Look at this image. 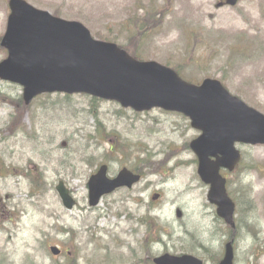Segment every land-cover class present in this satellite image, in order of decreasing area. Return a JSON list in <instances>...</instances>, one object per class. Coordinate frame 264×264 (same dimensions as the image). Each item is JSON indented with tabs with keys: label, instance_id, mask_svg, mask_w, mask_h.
I'll use <instances>...</instances> for the list:
<instances>
[{
	"label": "rangeland",
	"instance_id": "obj_1",
	"mask_svg": "<svg viewBox=\"0 0 264 264\" xmlns=\"http://www.w3.org/2000/svg\"><path fill=\"white\" fill-rule=\"evenodd\" d=\"M26 1L144 59L170 64L189 80L221 79L264 113V0L222 8L217 0ZM7 2L0 0V36ZM6 57L0 46V61ZM22 93L20 85L0 80V264H146L145 256L161 248H138L135 231L169 224L173 252L192 250L216 264L233 239L234 264H264V145L237 143L239 166L221 171L232 182V229L216 215L197 175L186 142L200 132L188 118L161 109L137 113L102 99L92 104L86 94L69 100L44 94L25 105ZM101 163L108 175L125 166L141 179L90 207L87 181ZM59 181L76 201L72 209L55 189ZM237 181L247 188L238 189ZM182 229L189 242L180 238ZM49 245L62 253L53 257Z\"/></svg>",
	"mask_w": 264,
	"mask_h": 264
},
{
	"label": "water",
	"instance_id": "obj_2",
	"mask_svg": "<svg viewBox=\"0 0 264 264\" xmlns=\"http://www.w3.org/2000/svg\"><path fill=\"white\" fill-rule=\"evenodd\" d=\"M237 1L226 0V4ZM8 6L10 13L0 41L8 54L0 61V78L22 86L26 105L42 93H84L135 111L159 107L182 113L201 131L189 147L197 157L200 179L209 185L207 199L216 206V214L234 227V203L227 195L220 169L231 171L238 163L240 153L235 143L264 144L263 113L231 95L216 79L205 78L199 85L189 83L167 66L136 60L115 43L94 39L80 22L64 20L25 0H8ZM106 172L103 164L87 182L90 206L97 205L104 194L119 187L131 188L140 179L126 167L113 178ZM56 190L63 205L71 209L75 200L63 182ZM50 251L59 253L56 246ZM154 261L200 264L190 255H166ZM219 264H233L232 241L226 243Z\"/></svg>",
	"mask_w": 264,
	"mask_h": 264
},
{
	"label": "flooded vegetation",
	"instance_id": "obj_3",
	"mask_svg": "<svg viewBox=\"0 0 264 264\" xmlns=\"http://www.w3.org/2000/svg\"><path fill=\"white\" fill-rule=\"evenodd\" d=\"M225 1L226 0H217L216 4H221L219 6L217 5L218 6L217 8L227 7ZM241 1H244V0H241ZM241 1L239 0V2H241ZM228 7H230V6H228ZM130 23H131V25H133L134 20L132 19ZM125 31L128 32V30H125ZM177 212H179V211H177ZM0 216H1V214H0ZM167 226H168V228H163V229L162 228L152 229L149 227V228H146L145 231H143L141 234L139 232L135 231L136 236L137 235L139 236L137 239L138 248H143L144 246L146 248H153V246H157L158 248H161L158 250L157 253L151 254V255L148 254L145 256L146 264H156L154 262V260L156 258H159V257L164 256V255H169L171 257L182 255V253L173 252V250H172L173 246L176 245V243L173 242V225L169 224ZM188 233L189 232L186 230H183V229L180 230V234H181L180 238L186 242H189L188 238H187ZM177 237L179 238V234H177ZM127 243L129 244V242H127ZM195 243L197 245H195ZM189 244H191V243H189ZM192 244L195 245L197 249L202 246V244L199 243L198 241H195ZM189 254L194 255L196 257L200 256L197 252L192 251V250L189 252ZM200 259H202L201 264H205L203 257ZM142 260L143 259H140L139 262H141ZM219 261H220V259H219ZM218 262L216 264H218Z\"/></svg>",
	"mask_w": 264,
	"mask_h": 264
},
{
	"label": "trees",
	"instance_id": "obj_4",
	"mask_svg": "<svg viewBox=\"0 0 264 264\" xmlns=\"http://www.w3.org/2000/svg\"><path fill=\"white\" fill-rule=\"evenodd\" d=\"M156 16H158L159 15V13H157L156 12ZM98 37V36H97ZM100 38V37H99ZM132 53V52H131ZM133 54V53H132ZM133 55H136V58H142L141 56H138V54L137 53H134ZM179 73H181L180 72V70L179 69H177L176 67H174ZM64 99H66V100H69L70 99V95L69 94H64ZM91 103L92 104H96L97 103V101H99L100 99H98V98H96V97H91ZM121 111V110H120ZM90 114L91 115H93L94 116V118L99 122V120H100V118H99V116H98V114H97V112L95 111V109H91L90 111ZM99 132V131H98ZM108 134H109V136L112 134L111 132H108ZM108 134H106V135H103V138L105 137V136H107ZM144 152H146V150H144ZM239 166V165H238ZM247 167H249L250 165H246ZM29 173V172H28ZM28 175V174H27ZM236 183V185H237V188L238 189H243V188H247L242 182H240V181H237V182H235ZM226 185H227V188H228V193H229V195H232V191L230 190V186L232 185V182H231V180H228L227 181V183H226ZM234 185V184H233ZM232 188V187H231ZM242 195V194H241Z\"/></svg>",
	"mask_w": 264,
	"mask_h": 264
},
{
	"label": "bare ground",
	"instance_id": "obj_5",
	"mask_svg": "<svg viewBox=\"0 0 264 264\" xmlns=\"http://www.w3.org/2000/svg\"><path fill=\"white\" fill-rule=\"evenodd\" d=\"M6 195H9V194H6Z\"/></svg>",
	"mask_w": 264,
	"mask_h": 264
}]
</instances>
